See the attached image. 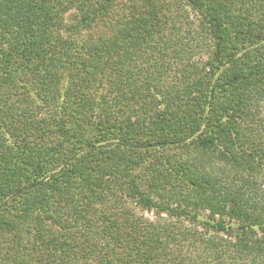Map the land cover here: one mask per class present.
<instances>
[{
  "label": "trees",
  "instance_id": "obj_1",
  "mask_svg": "<svg viewBox=\"0 0 264 264\" xmlns=\"http://www.w3.org/2000/svg\"><path fill=\"white\" fill-rule=\"evenodd\" d=\"M263 108L264 0H0V264H264Z\"/></svg>",
  "mask_w": 264,
  "mask_h": 264
},
{
  "label": "rangeland",
  "instance_id": "obj_2",
  "mask_svg": "<svg viewBox=\"0 0 264 264\" xmlns=\"http://www.w3.org/2000/svg\"><path fill=\"white\" fill-rule=\"evenodd\" d=\"M263 110H264V108H263ZM145 216L150 217V215H147V214ZM225 264H228V263H225ZM237 264H239V263H237ZM240 264H245V263L242 262Z\"/></svg>",
  "mask_w": 264,
  "mask_h": 264
}]
</instances>
